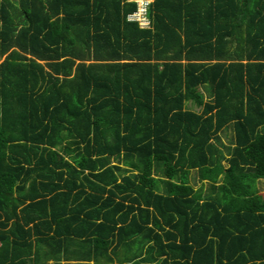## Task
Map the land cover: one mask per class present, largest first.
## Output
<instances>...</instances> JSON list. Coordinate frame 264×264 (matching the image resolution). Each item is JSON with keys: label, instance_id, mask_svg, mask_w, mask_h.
I'll return each instance as SVG.
<instances>
[{"label": "trees", "instance_id": "trees-1", "mask_svg": "<svg viewBox=\"0 0 264 264\" xmlns=\"http://www.w3.org/2000/svg\"><path fill=\"white\" fill-rule=\"evenodd\" d=\"M134 10L0 0V264H264V0Z\"/></svg>", "mask_w": 264, "mask_h": 264}, {"label": "built area", "instance_id": "built-area-1", "mask_svg": "<svg viewBox=\"0 0 264 264\" xmlns=\"http://www.w3.org/2000/svg\"><path fill=\"white\" fill-rule=\"evenodd\" d=\"M127 3H134L135 10L126 16V20L136 22L139 28L147 29L150 27V21L146 16V9L151 0H125Z\"/></svg>", "mask_w": 264, "mask_h": 264}, {"label": "rangeland", "instance_id": "rangeland-1", "mask_svg": "<svg viewBox=\"0 0 264 264\" xmlns=\"http://www.w3.org/2000/svg\"><path fill=\"white\" fill-rule=\"evenodd\" d=\"M192 108V107H190ZM193 109V108H192ZM230 139H231V130L230 128L226 129L224 132H221L219 134V141L222 145H230ZM191 175H194L193 173ZM194 177V176H193ZM193 179V178H192ZM192 179L189 181V183L193 186V188L196 190L198 187L204 188V184L197 181V183H192ZM256 187L258 189V192L264 191V181L260 180L256 183ZM49 263V262H48ZM47 263V264H48Z\"/></svg>", "mask_w": 264, "mask_h": 264}]
</instances>
